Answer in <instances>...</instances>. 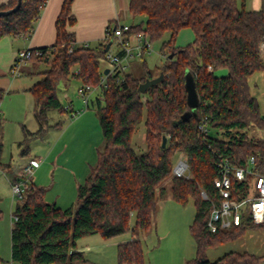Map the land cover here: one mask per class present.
Segmentation results:
<instances>
[{
	"label": "trees",
	"instance_id": "16d2710c",
	"mask_svg": "<svg viewBox=\"0 0 264 264\" xmlns=\"http://www.w3.org/2000/svg\"><path fill=\"white\" fill-rule=\"evenodd\" d=\"M47 1L22 0L17 12L1 17L0 40L6 36H32L34 23ZM74 1L64 0L56 21L55 44L39 48L43 55L35 54L31 60L43 63L55 55L42 80L30 89L39 129L25 130L22 143L45 135L50 112H66L59 99V86L78 78L100 88L94 104L104 146L98 150L90 174L79 184L74 206L62 209L46 201V187L32 182L27 185L25 198L13 213L18 220L11 229L12 261L84 264V253L76 251L79 239L98 234L111 240L129 233L133 240L118 246V264H145L141 238L152 229L159 200L167 195L164 183L170 179L172 199L183 206L192 200L196 208L190 231L197 250L187 264H261L262 257L247 252H229L215 262L208 260L209 249L235 241L258 226L247 218L240 227L212 233L207 227L211 203L201 192L215 198L214 179L221 159L242 165L250 155L259 154L264 161V139L248 134L252 126L264 128V117L249 83L254 74L264 71L260 50L264 41V0L257 10L247 9L239 0H131L133 16H144L145 20L131 25L130 34L142 33L150 44L170 34L162 45L166 62L158 73L163 74V80L145 93L139 86L159 75L145 65L142 76L127 71L106 74L101 63L107 60V43L96 48L76 47L69 53L76 42L75 35L67 30L76 22L72 15ZM17 3L8 0L0 11L12 10ZM186 28L194 32V41L177 47V37ZM73 67L80 69L78 76L72 75ZM221 70L226 74L217 75ZM188 72L195 83L198 105L196 114L184 120L183 116L193 110L186 87ZM6 94L0 89V103ZM205 118L211 132L206 139L199 131ZM142 123L145 149L136 150L133 137ZM3 125L0 117V170L10 167L1 160ZM164 136L166 148L162 147ZM177 150L187 157L191 179L172 175V157ZM2 218L0 209V221ZM0 264H4L1 257Z\"/></svg>",
	"mask_w": 264,
	"mask_h": 264
},
{
	"label": "rangeland",
	"instance_id": "374dc122",
	"mask_svg": "<svg viewBox=\"0 0 264 264\" xmlns=\"http://www.w3.org/2000/svg\"><path fill=\"white\" fill-rule=\"evenodd\" d=\"M241 2L242 0H239L240 4H242ZM243 3L247 9H251L254 5V0H244ZM144 20V16H136L131 21V25H140ZM169 38L170 34L166 33L161 40L151 43L150 50H147L143 57H135L129 62L127 72L135 76H142L145 74V65L148 71L158 76L159 68L166 62V57L162 53V45ZM193 41L194 32L192 29L186 28L177 37L176 45L177 47H186ZM117 51L118 48L113 46L111 52L115 53ZM54 57L55 55L51 56L47 62L43 63L31 62L38 68L46 66L45 69L47 70L45 72H47L53 63ZM110 64L109 60H103L101 68L107 69L110 67ZM77 69L79 68L73 67L72 75H75L74 73ZM224 73L226 71H217V75ZM21 79L27 80L28 78L27 76H22ZM249 83L251 93L258 100L261 114L264 117V71L254 74L250 78ZM81 86V80L70 78L69 84H64L63 82L59 86L58 93L64 109L70 106L75 112L80 111L82 114L78 118L83 117L81 120L86 118L83 122L85 123L87 120L86 125L82 126V124H79L75 130L69 131L63 136L61 131L56 130L50 137L48 136L49 139L46 138L48 140H45V142L40 138H33L28 143H22L26 137L25 130L33 132L29 127L33 122L31 108L26 105V101H22V96L21 100L16 96L7 99L8 105L12 106L11 109L13 110H16L17 99L21 103V105L18 104L19 109L24 106L23 111L27 119L22 124H16L15 121L10 122L8 132L4 134L1 160L3 163L10 165L8 169L0 170V209L3 211V218L0 221V257L4 261V264H20L11 259L13 213L20 200L13 199L9 177L18 175L30 159H43L44 153L48 150L46 148L47 144L49 142L54 143L59 139L60 142L53 155L54 159L51 157V160H48L50 164H47L45 167L40 165L34 171V174L31 175L30 181L47 188L46 196L48 201L54 200L55 196L59 194L61 198L59 206L62 209H66L76 204L78 186L90 174V166L96 163L97 152L104 146L103 134L99 124L98 108L93 103L87 106L84 98L78 93V88ZM4 100L5 98L1 104ZM71 116V112L52 111L49 120L50 123L62 121L61 125L65 129L70 121L75 119ZM24 125L27 128H24ZM248 134L254 139H264V128L252 126L248 129ZM59 136L62 137L59 138ZM64 144L68 145L67 149L66 147L63 148ZM133 146L136 150L145 149L144 123L139 126L133 137ZM180 155H182L180 150L175 151L172 160L176 161ZM84 163L87 164L89 169L85 168ZM71 170L77 172L76 178L73 175L71 176ZM37 172H39L38 175H36ZM164 187L167 189V195L164 199H160L158 203V211L154 218L156 231L153 230L147 239V235L141 238L143 240L145 264H187L189 260L196 256L197 250L195 240L190 231V226L196 214V208L192 200L187 206H183L172 199L170 179L164 183ZM129 235L127 233L117 237L118 239L114 238L116 240H111L118 241ZM229 252H247L262 257L264 261V226L250 229L237 240L211 248L206 254L209 261L215 262ZM105 264H118L117 253L114 252L113 255H108V262Z\"/></svg>",
	"mask_w": 264,
	"mask_h": 264
},
{
	"label": "crops",
	"instance_id": "0c3cea01",
	"mask_svg": "<svg viewBox=\"0 0 264 264\" xmlns=\"http://www.w3.org/2000/svg\"><path fill=\"white\" fill-rule=\"evenodd\" d=\"M243 1L244 0H242L241 2L242 4ZM7 2L8 0H0V6ZM63 3L64 0L47 1L45 7L42 9L39 17L34 23V30L31 38L27 39L25 37L20 36H6L0 40V89H4L8 92V95L5 97L4 102L2 104L0 103V117L4 123V134L8 132L10 122L15 121L16 124H22L27 119V116L26 114L24 115L25 112L23 111L24 106L19 109L18 104L21 105V103L17 101V99L15 105L16 110L11 109L12 106L8 105L7 99L9 97L14 96L20 98V100L22 96V101H26V105L30 106L31 108V114L34 122H32L31 126H29L31 128V131L36 132L39 129V121L36 116L35 99L30 89L42 80L43 72L47 70L45 69L46 66H41L38 68L37 66L35 67L32 62H29L22 68L20 77H17L16 79H12V77L10 76V69L13 65L18 51L28 47H31L33 49H39L43 47H50L55 44L57 37L56 21L61 13ZM130 3L131 0H75L72 5V15L75 17L76 22L74 25L68 26L67 30L69 33H73L75 35L76 47L96 48L104 43L109 27H113L117 24L131 25V21L134 20V16L130 10ZM261 5L262 0H254V5L250 10H257L261 7ZM107 69H110L109 72H111V64L110 67ZM22 76H27L28 81L25 79H21ZM69 80L64 82V84H69ZM98 93L99 90H96L90 96L89 103L87 106H89L90 103L94 104L96 95ZM59 99L61 101L60 96ZM51 113L52 112L49 113V117ZM79 116H77L73 121L71 120L70 123L65 127V129L63 128V125H61L62 121L50 123L49 120V127L47 129V132L40 139L42 141L44 140L45 142L46 138H48V136L50 137L56 130L61 131V134L63 136L67 132H72V130H75V128L79 124L85 126L87 120L85 121V123L83 122L86 118L81 120V118L83 117L78 118ZM58 124H60V126H57ZM24 128H27V126L24 125ZM62 136H59V138ZM59 142V139H57L56 142H49V144H47L46 148L48 150L44 153L45 156L43 159H32L39 160L40 165H43V167H45L47 164H50L48 163V160H51V157L52 159H54L53 155ZM64 145L65 146L63 148L66 147L67 149L68 145ZM84 165L85 168H88L86 163H84ZM93 165H89L90 170ZM71 171V176L73 175L76 178L77 172L75 170ZM38 173L39 172H37L36 175H38ZM19 174L15 175L14 177H9V181L11 182V180L18 178ZM30 182L34 183L33 181ZM36 185L40 186L38 184ZM45 199L47 202L56 203L59 206V201L61 198L58 194L57 196H55L54 200L52 199L51 201H48L47 196H45ZM155 229L156 227H154L153 221L152 229L147 234L146 239L149 238L151 232ZM131 240H133V237L131 235L127 236L126 238H122L118 241H112L104 240L100 235L95 234L79 239L77 241L76 251L84 253L85 258L87 260V262L84 264H105L108 262V255H113L114 252L117 253L118 260V246L122 243L130 242ZM262 264H264V261L262 262Z\"/></svg>",
	"mask_w": 264,
	"mask_h": 264
},
{
	"label": "built area",
	"instance_id": "2783aa9c",
	"mask_svg": "<svg viewBox=\"0 0 264 264\" xmlns=\"http://www.w3.org/2000/svg\"><path fill=\"white\" fill-rule=\"evenodd\" d=\"M130 30L131 25L126 24H117L107 30L104 43H112L106 55V59L111 63L112 73L127 71L132 59L142 57L144 49L150 50L151 44L145 35L142 33L130 34ZM26 38H31V35ZM113 46L118 48L115 53L111 52ZM75 48L76 45H72L69 53H72ZM260 50L264 57V41ZM35 54L42 56L43 51L41 49L34 50L31 47L18 51L10 69V76L12 78L19 77L22 68L31 62ZM212 70V66H209V71ZM74 74L78 76L80 69H77ZM99 89V87L82 82L78 93L88 105L90 96ZM65 110L71 112L72 118L82 114L80 111L75 112L70 106ZM206 120L207 118L199 124L200 135L204 139L211 133ZM258 155H250L242 165L234 164L229 159H221L218 165V176L214 179L215 198L210 199L205 191L201 192L202 197L211 203L207 227L212 233L240 227L247 218L257 226H264V161H261ZM39 165V160L30 159L18 178L11 180L14 200L18 199L20 202L24 200L30 177ZM172 175L176 178H192L187 157L183 152L176 161L173 159ZM16 220H18V216L13 214V223Z\"/></svg>",
	"mask_w": 264,
	"mask_h": 264
},
{
	"label": "water",
	"instance_id": "95a60500",
	"mask_svg": "<svg viewBox=\"0 0 264 264\" xmlns=\"http://www.w3.org/2000/svg\"><path fill=\"white\" fill-rule=\"evenodd\" d=\"M21 5H22V0H18L16 7L13 8L12 10L0 11V18L5 17V16H9L10 14L17 12L20 9ZM111 44H112L111 42L108 43L107 48H106L107 51L109 50ZM171 57H172V55H171ZM109 71H110V69H107L105 71V73L108 74ZM163 77H164L163 74H161L158 77H155L153 79H147L144 83H142L139 86V90L142 93H145L148 88H150V87L158 84L159 82H161L163 80ZM186 79H187L186 80V87L188 90V102H189L190 106L193 108V110H192V112H188L183 116L184 120H188L193 114H196V107L198 105V95L196 93L195 83H194L192 74L190 72L187 73ZM166 145H167V137L164 136L163 142H162V147L166 148Z\"/></svg>",
	"mask_w": 264,
	"mask_h": 264
}]
</instances>
